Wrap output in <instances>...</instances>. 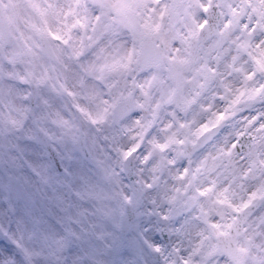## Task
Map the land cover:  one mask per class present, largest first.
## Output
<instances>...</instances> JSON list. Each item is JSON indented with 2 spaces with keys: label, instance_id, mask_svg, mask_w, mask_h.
I'll return each mask as SVG.
<instances>
[{
  "label": "rangeland",
  "instance_id": "374dc122",
  "mask_svg": "<svg viewBox=\"0 0 264 264\" xmlns=\"http://www.w3.org/2000/svg\"><path fill=\"white\" fill-rule=\"evenodd\" d=\"M17 1V20L23 24L27 8L24 0ZM40 1L50 26L68 29L80 21L67 48H58V69L63 66L62 79L75 76L73 90L83 97L81 115L91 124L76 122L75 132L86 140L92 161L74 157L68 134L58 137L68 176L56 174L33 143L23 146L15 139V152L0 150V264H230L210 255L214 236L225 232L237 209L264 192V96L247 99L263 83L256 69L264 68V0H226L218 34L198 49L189 67L182 65L187 38L202 22L207 0H187L176 15L164 0H106V8L87 10L78 0ZM153 31L165 54L159 69L137 75L130 66L121 70V61L111 82L105 79L106 86L111 83L109 97L92 89L93 77L104 81L105 64L135 54L137 39ZM83 37L92 44L85 58L94 61L68 60L82 47ZM31 62L37 65L33 54ZM205 73L215 82L200 88ZM121 93L133 96L135 112L118 127L100 122L97 115H104L109 101ZM181 106L187 107L184 119ZM221 108L227 119L216 140L189 163L180 158L177 140L192 138L201 122H211ZM242 132L254 143L245 156L233 149ZM137 146L130 187L121 162ZM6 176L19 177L30 205L11 201ZM131 196L138 202V219L118 249V214ZM160 229L166 243L158 237ZM237 245L247 252L245 264H264V204L245 224ZM147 247L157 249L163 261H151Z\"/></svg>",
  "mask_w": 264,
  "mask_h": 264
},
{
  "label": "flooded vegetation",
  "instance_id": "af4514ba",
  "mask_svg": "<svg viewBox=\"0 0 264 264\" xmlns=\"http://www.w3.org/2000/svg\"><path fill=\"white\" fill-rule=\"evenodd\" d=\"M28 1L35 4L28 7L33 10L37 3ZM0 3L4 7L11 31L4 54H0V150L5 154L14 151L15 141L23 146L30 144L38 128L59 153L60 135L67 137L68 134L72 136L71 140L78 136L75 123L80 122V116L77 111L74 119L69 120L68 110L69 106L73 108L71 103L77 101V96L74 97L73 93L69 96L68 91L63 89L53 90L47 83L67 84L71 79L58 78L61 74L57 70H53L56 73L55 79L53 75L47 79V71L53 61L47 60L37 49L40 40H48L41 20L31 18L28 13L24 23L20 24L17 20L19 2L0 0ZM40 5L41 3L37 6ZM14 42L18 44L14 46ZM55 52V58L58 59V50ZM32 54L37 65L31 62ZM31 90L35 93L34 97H31ZM10 178L15 177L6 176L5 183Z\"/></svg>",
  "mask_w": 264,
  "mask_h": 264
},
{
  "label": "water",
  "instance_id": "95a60500",
  "mask_svg": "<svg viewBox=\"0 0 264 264\" xmlns=\"http://www.w3.org/2000/svg\"><path fill=\"white\" fill-rule=\"evenodd\" d=\"M92 2H94L95 4H99L101 3V0H90ZM210 16V22L208 23V28L209 30H203L202 34L198 37L197 40H194L191 45L192 48L195 47V43L197 41H200V43H203L207 38H209L211 35H213L215 33V25H216V18H215V12L214 9L210 10L209 13ZM151 41V37L148 36H144L143 38L140 39L139 41V52L138 54H140L138 60L145 63L144 65H142V68H149L152 67V65L154 67L158 66V63L156 64V62L154 61L152 64H148V62H150V60L148 59V55L151 54V57H153V53H151V46H150V42ZM161 48V45H160ZM194 49V48H193ZM161 54V52L159 53ZM212 80H210V78L205 79V83H211ZM121 101H125L123 99H121ZM122 104V102H121ZM120 105L119 103L117 105H115V108H119ZM120 110V109H119ZM131 110V104L128 107L127 110H125L124 112H122V115H119V118H122L123 116H125L126 114H128ZM220 128V127H219ZM218 128V129H219ZM217 129V128H216ZM214 129V130H216ZM217 129V130H218ZM212 135L209 136L208 138L206 137H202L200 139H198V142L193 144V145H187L185 144L183 147L188 148L189 149V154H187L186 156H190L192 153H194L196 150H198L199 148H201L202 146H204V144L207 141H210ZM238 141L240 142V147L242 148V150L240 152H244L246 153L247 150L251 147V144L249 142V137H244V135H242ZM39 143H41L43 146H45V148L48 150L47 152V157L50 159V162L53 164L55 162V156L53 153V149L48 145L47 140L44 139H40L38 140ZM81 150V149H80ZM81 153L84 155L83 150L81 151ZM124 169H125V173H126V177L129 180V182H132V165L130 160L128 162H125L124 164ZM17 186H11L10 190L12 192V194L14 195V199H22L25 200L26 196L24 194H22V192L19 189V184H16ZM10 187V186H9ZM261 201V200H260ZM260 201H258L257 203L246 207L245 209L241 210L239 213L236 214L235 218L232 221L231 227L228 231L227 234L225 235H219L216 237V249L214 250V253H223L225 255L228 256V258L234 263V264H243V257H242V252L238 249H236L235 245H234V240L235 238L240 235L241 233V227L244 224V222L246 221L247 217L250 216L252 214V212L254 210H256V208L259 206ZM136 203L134 202V200H132V203H126L124 205V212L123 214H121L120 218H119V233H120V246L122 247V245L125 242L126 236L130 233L131 227H132V222L136 219ZM232 244V246H231ZM153 254V259L154 260H159V258H156V254Z\"/></svg>",
  "mask_w": 264,
  "mask_h": 264
}]
</instances>
